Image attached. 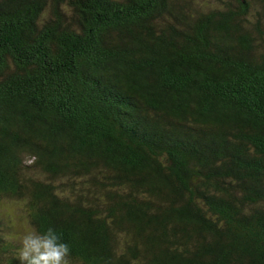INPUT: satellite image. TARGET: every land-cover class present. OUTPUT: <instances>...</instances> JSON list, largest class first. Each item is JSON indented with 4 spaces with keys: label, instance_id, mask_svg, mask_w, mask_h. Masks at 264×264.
<instances>
[{
    "label": "trees",
    "instance_id": "obj_1",
    "mask_svg": "<svg viewBox=\"0 0 264 264\" xmlns=\"http://www.w3.org/2000/svg\"><path fill=\"white\" fill-rule=\"evenodd\" d=\"M209 4L0 0V205L70 264H264V0Z\"/></svg>",
    "mask_w": 264,
    "mask_h": 264
},
{
    "label": "clouds",
    "instance_id": "obj_2",
    "mask_svg": "<svg viewBox=\"0 0 264 264\" xmlns=\"http://www.w3.org/2000/svg\"><path fill=\"white\" fill-rule=\"evenodd\" d=\"M71 249L57 231L26 228L20 240L18 258L22 264H70Z\"/></svg>",
    "mask_w": 264,
    "mask_h": 264
},
{
    "label": "rangeland",
    "instance_id": "obj_3",
    "mask_svg": "<svg viewBox=\"0 0 264 264\" xmlns=\"http://www.w3.org/2000/svg\"><path fill=\"white\" fill-rule=\"evenodd\" d=\"M216 0H208L209 6H212ZM0 218L4 220L9 227H4V234L19 245L24 233L26 222L22 219L21 211L17 205H0Z\"/></svg>",
    "mask_w": 264,
    "mask_h": 264
}]
</instances>
